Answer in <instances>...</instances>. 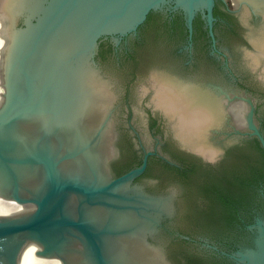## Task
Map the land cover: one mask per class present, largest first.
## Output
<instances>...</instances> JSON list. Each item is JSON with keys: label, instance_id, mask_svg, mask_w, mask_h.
<instances>
[{"label": "water", "instance_id": "1", "mask_svg": "<svg viewBox=\"0 0 264 264\" xmlns=\"http://www.w3.org/2000/svg\"><path fill=\"white\" fill-rule=\"evenodd\" d=\"M213 7L229 67L214 61L204 33L207 24L213 38ZM27 14L0 48V264H171L164 251L172 264H222L179 237L226 238V219L215 226L205 213L204 181L159 164L135 180L151 152L113 177L111 138L120 128L113 170L136 163L135 133L143 146L160 135L146 115L153 104L170 121L165 135L213 155L203 139L228 104L239 127L248 113L264 150L251 102L264 108V0H37ZM197 16L206 24L195 23L188 48ZM228 92L251 100L231 105ZM250 170L239 165L229 179ZM250 228L253 244L238 236L234 264H264V218Z\"/></svg>", "mask_w": 264, "mask_h": 264}, {"label": "flooded vegetation", "instance_id": "2", "mask_svg": "<svg viewBox=\"0 0 264 264\" xmlns=\"http://www.w3.org/2000/svg\"><path fill=\"white\" fill-rule=\"evenodd\" d=\"M214 8L216 7H213V9ZM24 12L25 11L17 13L14 16V18H16L14 28L22 26V22L25 18H30V16ZM150 14L151 12L148 13L146 18H148ZM176 15L181 19L183 18L182 22H184V16L181 14V12H177V14L175 13V16ZM168 17L174 18V14L170 12L168 13ZM220 20L221 18L214 16V20L212 21V38L208 32L205 18H200V16L198 18L194 17L192 20V30L191 32H189L188 29L185 31V38H187L189 48L196 34L194 30L195 23L200 22L203 23L204 26L206 24V30H204V33L208 37V43L213 53L212 58L214 61H217L222 68H224L229 65V59L227 55L223 53V51L218 47L215 33V26L218 22H220ZM135 32L128 33L122 38L124 39L130 37L131 35L135 34ZM227 74H230L235 78L236 85L240 84L236 73L231 71V73H226V75ZM262 81L264 83V79ZM204 82L202 81L201 83ZM204 84H208L210 88L220 87V82L217 80H211ZM215 91H217V89H215ZM228 93L225 94L224 97H226V99L229 101V104L231 105L233 104L231 102L238 100V96L245 97L244 94ZM215 96L223 95L222 93H217ZM245 98L251 100L247 96ZM251 102L253 104V122L256 125L258 132L264 138V110L262 111L264 108L260 107L252 100ZM224 106L226 108L224 111V116L211 125L209 131L205 134V138L203 139L209 148L215 150L213 155L199 152L190 147L188 144L179 142L176 136H172L171 138L168 132H166L165 135L163 129L167 125V121H169V119L165 116L161 109L155 107L152 104V107H147L146 115L149 121L150 129L154 133H158L160 135L156 137V140L152 145L143 146L139 142V135L135 133L136 137L138 138L137 143L134 144V148L132 149L135 153H139L137 162L133 163L127 168L119 169L117 171L115 170V172L111 167V162L119 152L118 150L119 143L121 142L120 139L122 136V131L120 128H117V130L114 128L111 138L113 153L109 158L108 165L111 175L113 177L119 176L134 167L140 166L144 155L147 152H151V154L147 155L144 170L135 177V180H139L141 177L145 176L148 170L151 169L154 164H159L168 170L174 171V173L179 175L182 180L189 181V183L191 181H198L200 179L202 182H207L211 186L214 185L215 187L222 188V191H210L206 194L208 200L205 201L206 208H204V210L205 213L209 215L208 220H210V222H212L211 224L215 226H220V218L222 217L220 214L224 212H221L219 203L222 205V207L226 208V205L223 206L222 202L218 200L219 196H224L226 199L233 201L236 200L237 196L233 185L234 182L238 180V178H245L244 180L248 179L246 176L247 174H238L237 176L235 175V180L229 179V175H234L235 169L239 165L250 167L251 170L249 172L252 171L257 175L255 184L253 185V190L250 192L248 191L249 195H251V200L247 205L237 207V210L236 208L233 209V207L227 209L228 216H226V218L228 217V219L226 220L229 230L226 233V238L224 240H216L212 242L206 241L204 239H195L189 235H183L181 233L179 234V237L182 241L189 242L191 244L197 243L200 245V247L208 249V251L211 253V258L215 259L216 261L221 262L222 264H234V260L230 257V254L240 250V245L237 241V238H239L238 236H244L246 238L247 245L252 246L256 230L251 229L250 227L256 222L257 218H264V170L261 168L264 167V150L258 137L253 134L254 130L247 126L245 127V118L248 113L243 111L245 121L243 124L241 123V127H239L233 113L228 110L230 105L226 104ZM253 150H256V152L261 155V158H250L253 154ZM212 161L215 162L213 163ZM223 177L226 178V187L222 185L223 183L221 180L224 179ZM171 193L172 196L170 197L173 199L172 201H174V199L177 198V193L175 190H172ZM235 204L238 205L237 202ZM152 241L159 244L156 239H153ZM164 254L167 260L172 264L165 251Z\"/></svg>", "mask_w": 264, "mask_h": 264}, {"label": "trees", "instance_id": "3", "mask_svg": "<svg viewBox=\"0 0 264 264\" xmlns=\"http://www.w3.org/2000/svg\"><path fill=\"white\" fill-rule=\"evenodd\" d=\"M216 11H217V8H214L213 9V15L216 16ZM199 16H197L196 18H198ZM262 169L264 170V167H262ZM252 172V171H251ZM248 172V174L246 175L248 177L247 180H244L243 178H238V180H236L234 182V189L236 191V196H237V199L234 200L237 202L238 205H236L233 200H229V199H226L224 196H219L218 200L222 202L223 206L226 205V209L224 210L223 213H221L220 215L222 216L220 218V220L222 218H225V219H228V217L226 218V216H228V211L227 209H229L230 207H233L236 208V210L238 209L237 207H241L242 205L245 206L248 204V202L251 200L250 199V196L249 195V192L251 190H253V185L255 184V180H256V177L257 175L254 174V172ZM224 178V177H223ZM222 181V185L226 187V178H224ZM233 183V182H232ZM202 185V184H201ZM199 189H201V191H205L206 192H214V191H222L221 189L222 188H219V187H215L214 185L211 186L209 185L207 182H204L202 186L199 187ZM249 191V192H248ZM227 213V215H226ZM207 217L209 216L207 213H206ZM209 219V218H208ZM227 221V220H226Z\"/></svg>", "mask_w": 264, "mask_h": 264}, {"label": "bare ground", "instance_id": "4", "mask_svg": "<svg viewBox=\"0 0 264 264\" xmlns=\"http://www.w3.org/2000/svg\"><path fill=\"white\" fill-rule=\"evenodd\" d=\"M36 2L37 0H0V48L6 28L15 22L14 16L22 11L31 12ZM3 102L4 91L0 86V107Z\"/></svg>", "mask_w": 264, "mask_h": 264}, {"label": "clouds", "instance_id": "5", "mask_svg": "<svg viewBox=\"0 0 264 264\" xmlns=\"http://www.w3.org/2000/svg\"><path fill=\"white\" fill-rule=\"evenodd\" d=\"M213 163L215 162V161H212Z\"/></svg>", "mask_w": 264, "mask_h": 264}, {"label": "rangeland", "instance_id": "6", "mask_svg": "<svg viewBox=\"0 0 264 264\" xmlns=\"http://www.w3.org/2000/svg\"><path fill=\"white\" fill-rule=\"evenodd\" d=\"M15 20H16V18H15ZM14 22V21H13Z\"/></svg>", "mask_w": 264, "mask_h": 264}]
</instances>
